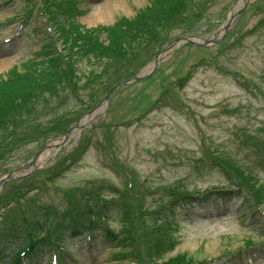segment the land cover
I'll return each mask as SVG.
<instances>
[{
    "label": "rangeland",
    "instance_id": "1",
    "mask_svg": "<svg viewBox=\"0 0 264 264\" xmlns=\"http://www.w3.org/2000/svg\"><path fill=\"white\" fill-rule=\"evenodd\" d=\"M191 2L193 5L184 7L185 15L180 14L169 27H163V22L152 24L154 36L147 35L143 41L141 38L139 43L144 47H140L131 63L123 66L119 75L113 67L120 69L117 59L114 60L116 64L110 60L96 61L92 54L77 59L74 69L76 67L81 78L77 80L75 77L77 87L66 86V97L60 104L62 110L70 112L64 117L65 121H70L68 127L78 114L86 113V107L95 105L105 95V87L109 86L99 89L97 79L90 84L84 82L83 72L97 75L102 83L113 85L128 77V71L137 70L139 64L149 61L145 67L150 66L156 53L173 37H211L238 0ZM149 4L150 0H66L62 2V12L67 13L66 7H71L70 10L74 7L78 12L74 19L83 27L94 28L112 25L120 17L132 18ZM22 5V0H0V76L3 78L9 69L32 57L39 45L46 42L43 32L46 25L42 26V18L34 9L31 18H35L28 21L29 26L21 29V35L27 36L3 42L14 38L19 31ZM55 10V7L47 8V14ZM234 24L235 32L230 33L223 43L219 41L204 47L185 43L166 52L149 75L152 78L115 88L108 104L94 110L92 118L80 132L84 139L88 134L94 135L99 143H91L83 154H79L82 137L76 134L62 146L51 148L49 157L32 175L9 184L13 188L21 187L20 192L30 189L24 197H18L10 186L5 187L3 190L9 195L4 194V201L0 200V228L22 216L29 220L40 219L41 213L35 212L37 206L53 203L62 208L61 212L72 199L75 189L86 191L93 183H103L105 187L112 184L129 192V177L117 172L129 174L136 182L134 190L139 197L144 196L140 197L144 208L166 201L164 188L177 181L187 188L223 183V174L211 164L210 154L212 158H230L240 165L247 164L264 180V159L255 148V143L262 142L264 154V0H249ZM55 27L53 24V31ZM127 40L130 43L131 37ZM60 42L58 39L57 45ZM151 105H155L154 108L150 109ZM43 117L34 120L39 128L32 131L33 134L39 132L37 141L43 140V135H49V126L61 128L62 122L53 120L47 123V116ZM41 123L47 125L46 134H43ZM54 138L50 137L39 145L30 142L21 146L3 162L0 176L6 169L12 170L26 162L42 148L43 143ZM109 142L112 143L111 154L107 149ZM56 164L60 165L58 172L54 167ZM235 200H231L227 207L237 204L236 209L232 207L233 210L222 217L214 215L200 220L185 211L180 212L177 227L169 225L165 228V236L175 242L174 247L167 250L163 259L153 258L151 264H165V259L175 260L176 256L190 257L200 264H222L226 255L243 251L246 240L250 239L253 244L264 242L262 222L247 223L245 216H240L243 213L241 200ZM6 201L9 205L1 208ZM112 217L114 219L108 222V226L119 232L120 218L116 213ZM136 229L137 233L143 232L141 226ZM96 234H99L98 230ZM63 241L74 259H67L66 264H124L131 261L125 255L128 248H111L101 235L92 237L87 243L83 236L73 241L66 237ZM49 254L42 253L39 264H48ZM256 256L254 264H264V256ZM242 262L244 259L232 264Z\"/></svg>",
    "mask_w": 264,
    "mask_h": 264
},
{
    "label": "trees",
    "instance_id": "2",
    "mask_svg": "<svg viewBox=\"0 0 264 264\" xmlns=\"http://www.w3.org/2000/svg\"><path fill=\"white\" fill-rule=\"evenodd\" d=\"M191 1L152 0L149 6L134 17H120L112 26L99 25L95 28L86 29L75 23L54 22L56 26L55 32L62 41L64 53L59 52L55 57H52L51 59L53 60L49 61L47 69L42 66L39 69L35 68L32 70H12L5 79L0 80V161L5 156L8 157L11 152L15 151L27 139L35 137L32 131L36 132L39 128L34 123V120L44 118L43 116L46 115L48 122L55 120L57 122L63 121L64 123L66 120L64 117L70 113L62 110L60 106L66 97V86L69 88L71 85L72 89L77 87L75 79L78 78L77 80H79L81 78L79 76L75 78L76 68L74 69L72 65L75 59L83 55L87 56L90 53L97 61L110 60L113 64H116L114 60L117 59L120 69L117 66L113 67L116 75H119L123 66L126 63H131L136 58L137 51L141 47L139 43L141 38L143 41V38L147 35L149 37L154 36L152 24L163 22V27L165 25L169 27L176 22L180 14L182 16L185 15L184 7L186 9L187 4L193 5ZM48 19L52 21L55 19L52 13L50 17L48 15ZM143 34L146 35L143 37ZM103 37L107 44H104L101 40ZM130 37L131 40L128 43L127 38ZM133 43L135 46H131ZM130 56L133 59H130ZM83 78H85L84 82L88 84L94 79H99L97 75H92L90 72H84ZM98 84L99 89L107 85L101 81ZM55 90H59L62 96L57 98L58 95ZM45 93L47 96L44 95ZM63 123H61V126H63ZM49 129L60 132L57 128ZM35 134H39V132ZM217 166L233 170V172L231 171L232 175L223 170L230 186L236 184L237 181L235 180L238 178L244 183L247 190L255 192L254 197L257 195L259 197L263 196L264 186L257 183L255 179L245 177L243 168L236 167L231 162H220ZM97 187L101 188L100 185H97ZM14 189H16V192L18 188ZM170 192L173 195L172 199H175L176 203L179 199L185 198L189 190L179 185L171 188ZM49 209L46 210V213L49 212ZM136 212V216H130ZM95 214L98 215V213ZM120 214L121 230H123L124 236H128L129 233L133 232V219L138 220V224L143 230L142 242L151 261L153 258L163 259L167 250L173 247V243L163 235L162 227L165 223L158 225L157 220L153 219L149 213V215L144 213L141 206L135 201H132V204L124 205ZM103 216L106 217L107 215ZM163 218L166 219V217ZM122 244L125 246V242H122ZM174 259H165L164 263L193 260L190 257L182 258V256H176Z\"/></svg>",
    "mask_w": 264,
    "mask_h": 264
},
{
    "label": "bare ground",
    "instance_id": "3",
    "mask_svg": "<svg viewBox=\"0 0 264 264\" xmlns=\"http://www.w3.org/2000/svg\"><path fill=\"white\" fill-rule=\"evenodd\" d=\"M241 2V0H239L238 4L236 5L234 11L237 9V6L239 5V3ZM49 152H45L43 153V155L41 156V160H45L48 157Z\"/></svg>",
    "mask_w": 264,
    "mask_h": 264
},
{
    "label": "water",
    "instance_id": "4",
    "mask_svg": "<svg viewBox=\"0 0 264 264\" xmlns=\"http://www.w3.org/2000/svg\"><path fill=\"white\" fill-rule=\"evenodd\" d=\"M233 17H234V16H232L231 19H232ZM228 26H229V23H227V24L225 25L224 30H226V29L228 28Z\"/></svg>",
    "mask_w": 264,
    "mask_h": 264
}]
</instances>
